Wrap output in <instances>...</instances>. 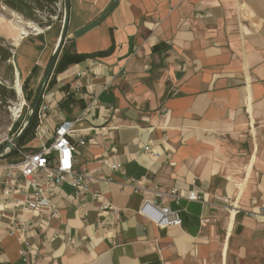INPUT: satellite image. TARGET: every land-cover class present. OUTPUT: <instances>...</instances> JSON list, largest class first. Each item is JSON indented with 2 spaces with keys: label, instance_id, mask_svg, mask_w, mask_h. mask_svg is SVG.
<instances>
[{
  "label": "crops",
  "instance_id": "1",
  "mask_svg": "<svg viewBox=\"0 0 264 264\" xmlns=\"http://www.w3.org/2000/svg\"><path fill=\"white\" fill-rule=\"evenodd\" d=\"M59 22L21 34L16 20L0 18L22 81L38 83ZM63 47L102 53L54 66L38 106L47 107L44 119L20 146L48 144L62 120H73L72 141L84 140L74 168L97 178L76 195L67 182L11 181L0 168V264H264V0H70ZM94 190L118 217L98 208ZM35 193L57 205L56 216L22 210ZM145 198L177 211L180 225L140 215ZM11 216L29 233L5 232Z\"/></svg>",
  "mask_w": 264,
  "mask_h": 264
},
{
  "label": "built area",
  "instance_id": "2",
  "mask_svg": "<svg viewBox=\"0 0 264 264\" xmlns=\"http://www.w3.org/2000/svg\"><path fill=\"white\" fill-rule=\"evenodd\" d=\"M13 64V63H12ZM14 68L13 89L16 94V101L10 102L8 105V111L10 114L11 124L6 129H0V149L6 143L9 142L17 133L20 128L23 117L26 116L24 109H28V104L25 100V93L23 90V81L21 80L19 73ZM16 71V74H15ZM76 83L73 89L79 91L82 87L81 81H78V77L83 76L81 71H76ZM19 87V91L17 90ZM71 89L63 91L62 96H67ZM95 104V98L91 99L90 106ZM46 106L37 108L36 121L37 125L42 123ZM111 110V107L106 109ZM27 111V110H26ZM73 120H62L52 131L51 140L48 144L43 143L36 149H25L22 146H14V150H5L0 154L2 158H5L11 153H15L17 158L10 162L0 163V168L4 171V178L14 181L19 176L23 177L28 183H33L34 176L41 174L44 176L48 183L55 185H61L63 182H67L74 190V194L82 195L89 190L91 183L95 181L97 176L93 171H77L74 168L76 156L79 154L78 147L84 144V140L78 139V141H72V137L75 135ZM19 123L18 128L15 125ZM36 127V128H38ZM1 158V159H2ZM111 169H118L120 164L118 162H111L108 164ZM101 178V177H100ZM126 185L131 186L135 191H142L143 187L139 185V182L128 178L125 182ZM154 193L160 197L165 194L160 192L155 187ZM94 199L99 203L98 208L103 210H109L115 217H118V209L112 206L107 200H105L99 190L92 192ZM170 196L176 197L175 191L169 193ZM39 193H35L34 196H28L22 203V210L33 209L38 207L44 211H47L49 217L57 215L58 207L55 203L49 201L44 197H38ZM188 199H197L195 191H191L188 194ZM138 213L151 221L158 227L179 226L181 218L177 211L170 209V207L161 203H156L153 198H145L138 208ZM206 221V219H203ZM5 232H17L20 236L24 237L29 233L30 229L25 224L20 226L14 223V216L9 218V222L5 225ZM25 255L26 252L22 251ZM34 254V255H33ZM31 257H25L26 262H31L37 258L36 253H31Z\"/></svg>",
  "mask_w": 264,
  "mask_h": 264
},
{
  "label": "rangeland",
  "instance_id": "3",
  "mask_svg": "<svg viewBox=\"0 0 264 264\" xmlns=\"http://www.w3.org/2000/svg\"><path fill=\"white\" fill-rule=\"evenodd\" d=\"M61 2H62V0H61ZM58 4H59V0H58V2L56 4L55 13L53 15L48 14L47 11L37 10L36 14H35L37 20L33 21V20H30V19H27L20 12L8 7L4 3L3 0H0V18H4L5 20H16V18H21V20L23 22L29 21V22H32L33 24H35L36 26H38V27H40L42 29H45V28L49 27V25H45V23L48 20L50 21V25L52 23H54L55 20L57 22L60 21L59 25H61L63 10L62 11L59 10ZM61 5H62V3H61ZM68 26H69V24H68ZM1 30L2 29H0V32H1ZM3 31H5V30H3ZM5 33L8 34L6 31H5ZM30 39H33V38H29V39L25 40L23 42V44L21 45V47L18 48V50H17V58L21 55L22 50L23 51L25 50V48L27 47L26 44L29 42ZM34 39L41 40L42 37L40 39L39 38H34ZM0 43L3 44V45L8 46L9 49L11 50V46L9 45V42H7V40L5 38L1 37V36H0ZM19 71H20V73H21V75L23 77V72L22 71H24V68H23V70L20 68ZM15 74H16V71H15ZM22 77H20L21 80L23 79ZM13 79H14V68H13V64H12V59H10V61H7V62H0V85H4V87L7 90H12L13 89V85H12L13 84ZM23 87H24V89L26 88L29 91L30 98L29 99L25 98L26 103L29 105V101L31 100V98H32V96H33V94H34V92L36 90L37 84H36L35 81L34 82H29L28 79H24ZM16 100H17L16 94H15L14 99L9 97V93H6L5 96L2 97V103H1V106H0V129H6V128H8L10 126L11 119H10V114H9V111H8V105H9L10 102H13V101H16ZM26 110H27V108L24 109L25 113L27 112Z\"/></svg>",
  "mask_w": 264,
  "mask_h": 264
},
{
  "label": "trees",
  "instance_id": "4",
  "mask_svg": "<svg viewBox=\"0 0 264 264\" xmlns=\"http://www.w3.org/2000/svg\"><path fill=\"white\" fill-rule=\"evenodd\" d=\"M4 3L20 12L21 14H23L27 19L36 21V11L40 10V11H47L48 14L53 15L55 13V7L56 4L58 2V0H3ZM42 24V23H41ZM45 25H50V21L48 20ZM102 52H98L95 54H79L75 51H70V50H66L64 47L61 49L60 55L57 59L56 65H55V69L54 71H59L64 69L67 65L80 61L86 57L89 56H94V55H98ZM104 53V52H103ZM12 57V52L9 49L8 46L3 45L0 43V62H7L10 61ZM10 66V65H9ZM12 90H7L4 85H0V106L2 103V97L5 96L6 93H9V97H11L12 99H14L15 97V91ZM26 99L30 98V94L29 91L24 87H23ZM31 101V100H30ZM29 101V103H30ZM36 119V117H35ZM35 119L32 122V124L30 125V127L28 128L27 132L23 135V137L20 139V141L18 142L17 145H21L23 144L26 140H28L32 129L34 128L35 125ZM19 123H17L15 125V128H18ZM12 152V151H11Z\"/></svg>",
  "mask_w": 264,
  "mask_h": 264
},
{
  "label": "water",
  "instance_id": "5",
  "mask_svg": "<svg viewBox=\"0 0 264 264\" xmlns=\"http://www.w3.org/2000/svg\"><path fill=\"white\" fill-rule=\"evenodd\" d=\"M62 8H63V13H62V20H61L59 34H58L56 43L54 45V48L51 52V55L49 56V59L45 65V68L39 78L36 90L29 103L25 119L23 120L15 136L9 142H6L1 147L0 154L3 153L5 150H10V151L14 150V146H17L18 142L23 137V135L27 132L28 128L30 127V125L32 124V122L34 121L36 117V112H37V108L41 100L42 92L44 90L46 83L48 82L49 77L52 74V70L57 62V59L60 55L61 49L63 48L64 42L67 36L69 16H70V0H62ZM96 24H97V21H91L90 23L84 25L83 27L75 31L73 33V36L77 37L83 34L84 32H86L87 30L95 26ZM1 158L2 156H0V159Z\"/></svg>",
  "mask_w": 264,
  "mask_h": 264
},
{
  "label": "bare ground",
  "instance_id": "6",
  "mask_svg": "<svg viewBox=\"0 0 264 264\" xmlns=\"http://www.w3.org/2000/svg\"><path fill=\"white\" fill-rule=\"evenodd\" d=\"M13 21V20H12ZM16 22H18L20 25H21V34H26L27 32H28V27H33L34 26V24L32 25V24H30L31 22H27L24 26L22 25V24H24L23 23V21L21 20V18H16ZM17 26H19V25H17ZM20 27V26H19ZM27 27V28H26ZM36 30H38L37 28H36ZM22 36V35H21ZM20 38V37H19ZM16 45V44H15ZM17 90L19 91V87L17 86Z\"/></svg>",
  "mask_w": 264,
  "mask_h": 264
}]
</instances>
